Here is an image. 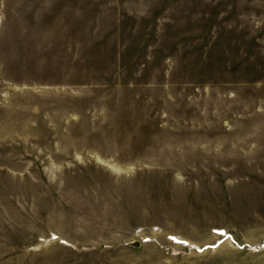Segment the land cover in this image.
<instances>
[{
	"label": "rangeland",
	"instance_id": "1",
	"mask_svg": "<svg viewBox=\"0 0 264 264\" xmlns=\"http://www.w3.org/2000/svg\"><path fill=\"white\" fill-rule=\"evenodd\" d=\"M0 264H264V0H0Z\"/></svg>",
	"mask_w": 264,
	"mask_h": 264
},
{
	"label": "water",
	"instance_id": "2",
	"mask_svg": "<svg viewBox=\"0 0 264 264\" xmlns=\"http://www.w3.org/2000/svg\"><path fill=\"white\" fill-rule=\"evenodd\" d=\"M132 246H138V242L137 241H135V242H132V243H130Z\"/></svg>",
	"mask_w": 264,
	"mask_h": 264
}]
</instances>
